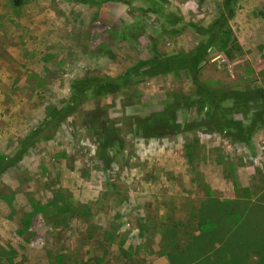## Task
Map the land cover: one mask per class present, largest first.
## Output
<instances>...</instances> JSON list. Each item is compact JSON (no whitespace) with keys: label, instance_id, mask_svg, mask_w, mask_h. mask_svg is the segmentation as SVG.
I'll use <instances>...</instances> for the list:
<instances>
[{"label":"rangeland","instance_id":"374dc122","mask_svg":"<svg viewBox=\"0 0 264 264\" xmlns=\"http://www.w3.org/2000/svg\"><path fill=\"white\" fill-rule=\"evenodd\" d=\"M13 1L0 0V156L17 158L0 175V264H218L216 257L191 263L159 252L168 249L167 216L206 199L210 185L217 199L264 191V0H236L228 45L208 47L196 72L219 99L225 129L252 128L251 147L195 124L205 111L220 113L186 104L196 95L185 71L93 99L49 140L24 146L47 109L67 101L72 81L116 78L154 54L190 51L206 38L185 24L206 28L222 1ZM174 100L185 105L180 126L194 121L190 131L134 136L132 117ZM239 106L245 110L235 112ZM96 111L101 119H89ZM105 128L119 140L102 161L94 134ZM256 227L249 222L248 244L264 241V233H251Z\"/></svg>","mask_w":264,"mask_h":264},{"label":"trees","instance_id":"16d2710c","mask_svg":"<svg viewBox=\"0 0 264 264\" xmlns=\"http://www.w3.org/2000/svg\"><path fill=\"white\" fill-rule=\"evenodd\" d=\"M93 1L105 3L110 0ZM221 1L222 11L206 28L185 24L184 28H191L198 36H205L206 38L199 40L190 51L169 55L154 54L147 60L137 61L116 78L90 76L72 81L69 86L70 93L67 101L61 107H49L43 125L28 134L23 145L27 146L37 140H49L50 133L62 120L93 99L111 96L132 82L185 71L188 78L194 83V94L196 95L195 99L185 100L186 104L196 109L209 106L210 109H218L220 113L217 117L214 116L215 113L205 111L204 119L196 121L195 124L202 125L204 123V127L214 133L226 134L239 143L251 147L252 128L225 129V119L222 115L219 99L196 80V72L205 61L207 48L217 45V41H222L225 46L228 45V39L224 35L226 31L227 34L229 31L225 28L227 21L234 15L233 7L236 0ZM21 3L22 0H14L13 6L19 7ZM237 100L238 98H236ZM177 103L178 101L174 100L166 106V110L154 112L144 117H132L129 126L133 129L134 136L140 139H158L177 136L185 129L190 131L194 121L186 128L180 126L177 120V112L185 105ZM241 107L239 106L235 112L245 110ZM101 114L99 111L90 112L88 118L93 117L100 120ZM106 129L100 135L94 134V139H97L99 157L102 161L107 159V151L113 149L112 145H115L119 140L115 130L107 131L108 129ZM98 136L100 137L98 138ZM16 160L17 158H12L7 161L0 156V175L9 166V163ZM251 196H255V198H250ZM172 214L167 216L168 219L170 218V224L166 226L168 232L163 233L165 237H162V241L165 238L168 241L167 244L163 242L162 246L166 245L168 249L159 252V254L161 253L166 257H178V260L189 257L191 263L216 257L215 261L218 264H229V259H231V264H243V260L248 264H264V241L260 240L248 244L249 238L246 235L250 233L249 222H252L253 225L257 224V227L251 230V233L255 232L256 238H259V233H264V191L260 196L256 193L252 195L247 193L245 196H237L235 200L215 199L208 191L206 199L199 201L197 205L188 206L186 212L182 211L177 215ZM231 245L233 246L232 252L229 248ZM211 261L215 262L214 260Z\"/></svg>","mask_w":264,"mask_h":264},{"label":"crops","instance_id":"0c3cea01","mask_svg":"<svg viewBox=\"0 0 264 264\" xmlns=\"http://www.w3.org/2000/svg\"><path fill=\"white\" fill-rule=\"evenodd\" d=\"M213 186L212 185H210V192H215L214 191V189L212 188ZM216 189V188H215ZM233 195V194H232ZM229 196V197H224L225 199H228V200H235V198H234V196ZM215 197V199H217L216 198V196H214Z\"/></svg>","mask_w":264,"mask_h":264}]
</instances>
